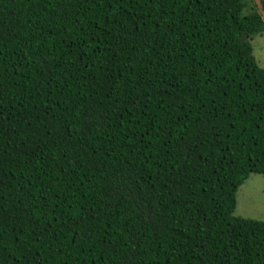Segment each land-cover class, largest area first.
I'll use <instances>...</instances> for the list:
<instances>
[{
  "label": "trees",
  "instance_id": "obj_1",
  "mask_svg": "<svg viewBox=\"0 0 264 264\" xmlns=\"http://www.w3.org/2000/svg\"><path fill=\"white\" fill-rule=\"evenodd\" d=\"M248 0H0V264H264Z\"/></svg>",
  "mask_w": 264,
  "mask_h": 264
},
{
  "label": "rangeland",
  "instance_id": "obj_2",
  "mask_svg": "<svg viewBox=\"0 0 264 264\" xmlns=\"http://www.w3.org/2000/svg\"><path fill=\"white\" fill-rule=\"evenodd\" d=\"M248 8H256L264 20V0H248ZM258 64L264 68V33L251 42ZM235 216L264 221V175L252 174L239 189Z\"/></svg>",
  "mask_w": 264,
  "mask_h": 264
}]
</instances>
